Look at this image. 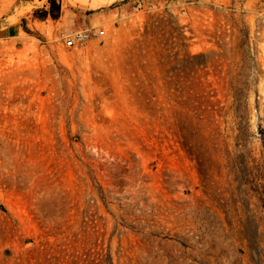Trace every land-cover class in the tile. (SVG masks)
<instances>
[{
    "label": "rangeland",
    "instance_id": "1",
    "mask_svg": "<svg viewBox=\"0 0 264 264\" xmlns=\"http://www.w3.org/2000/svg\"><path fill=\"white\" fill-rule=\"evenodd\" d=\"M51 3L0 40V264H264V0Z\"/></svg>",
    "mask_w": 264,
    "mask_h": 264
},
{
    "label": "crops",
    "instance_id": "2",
    "mask_svg": "<svg viewBox=\"0 0 264 264\" xmlns=\"http://www.w3.org/2000/svg\"><path fill=\"white\" fill-rule=\"evenodd\" d=\"M48 0H0V40L19 37L21 22L31 12L47 7ZM59 1V0H58ZM62 10L66 6H76L84 12L98 14L100 12L125 9L138 0H60ZM152 0H143V2ZM158 1V0H153Z\"/></svg>",
    "mask_w": 264,
    "mask_h": 264
},
{
    "label": "built area",
    "instance_id": "3",
    "mask_svg": "<svg viewBox=\"0 0 264 264\" xmlns=\"http://www.w3.org/2000/svg\"><path fill=\"white\" fill-rule=\"evenodd\" d=\"M145 6L143 0H138L132 4L131 10L137 12L142 10ZM105 35V31L101 29L88 28V29H77L72 30L64 41V46L66 48H72L75 46H82L84 43L91 39L101 38Z\"/></svg>",
    "mask_w": 264,
    "mask_h": 264
},
{
    "label": "trees",
    "instance_id": "4",
    "mask_svg": "<svg viewBox=\"0 0 264 264\" xmlns=\"http://www.w3.org/2000/svg\"><path fill=\"white\" fill-rule=\"evenodd\" d=\"M51 4H52L51 10L50 11L49 10L48 11L47 10H44L43 11V14L45 16L51 15L54 19H57L58 16H59V14H60L61 5L56 6V4H53V3H51Z\"/></svg>",
    "mask_w": 264,
    "mask_h": 264
}]
</instances>
